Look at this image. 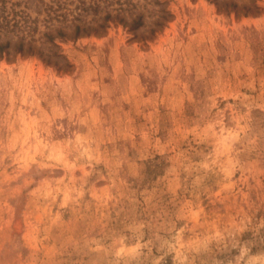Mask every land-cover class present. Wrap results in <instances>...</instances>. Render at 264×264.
<instances>
[{
  "label": "rangeland",
  "instance_id": "rangeland-1",
  "mask_svg": "<svg viewBox=\"0 0 264 264\" xmlns=\"http://www.w3.org/2000/svg\"><path fill=\"white\" fill-rule=\"evenodd\" d=\"M52 1L99 30L0 59V264H264V0Z\"/></svg>",
  "mask_w": 264,
  "mask_h": 264
},
{
  "label": "trees",
  "instance_id": "trees-1",
  "mask_svg": "<svg viewBox=\"0 0 264 264\" xmlns=\"http://www.w3.org/2000/svg\"><path fill=\"white\" fill-rule=\"evenodd\" d=\"M57 0H53L55 2ZM11 2L7 0L3 7H0V36H5L8 40L4 43H0V59L4 57H8L12 55V51L15 54H27V55H37L39 56L46 64L53 65L58 69L62 67L59 66V62L57 60L53 61L52 58L54 56H60L58 53H45L42 47L37 48L35 43L37 40L35 39L36 33L39 31V23L43 22L47 32L43 34V37L46 38V41L52 43L53 46H58L55 44V38H59L61 40H66L68 38L78 39L83 35H90L91 32H98L99 29H94L92 27H82L80 25H74L73 34H68L63 28H55L53 22L59 20L64 23L68 22V14L67 12H60V6H55L53 4L45 3V0H37V14L36 18H33L31 14L28 12L31 4H25L23 9H18L20 6L19 3H12V5L7 7L8 3ZM38 2H41L42 6L38 5ZM58 2V1H57ZM33 4V3H32ZM44 13L45 17L43 20H40L39 15ZM80 13L74 17L75 20H81ZM63 18V19H60ZM111 19V15H107L105 17V21ZM67 24V23H66ZM142 26L141 17L139 16L130 27L138 28ZM99 28H104V25H100ZM54 29L56 35L50 33ZM17 38L18 40L13 44L12 39ZM61 57V56H60Z\"/></svg>",
  "mask_w": 264,
  "mask_h": 264
}]
</instances>
